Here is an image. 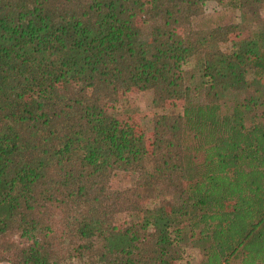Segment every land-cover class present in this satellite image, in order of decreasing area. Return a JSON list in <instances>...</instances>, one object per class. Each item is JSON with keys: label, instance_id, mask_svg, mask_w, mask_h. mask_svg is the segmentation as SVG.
Instances as JSON below:
<instances>
[{"label": "trees", "instance_id": "obj_1", "mask_svg": "<svg viewBox=\"0 0 264 264\" xmlns=\"http://www.w3.org/2000/svg\"><path fill=\"white\" fill-rule=\"evenodd\" d=\"M223 1L238 23L194 28ZM263 9L0 0V262L264 264ZM132 90L179 112L137 130Z\"/></svg>", "mask_w": 264, "mask_h": 264}, {"label": "rangeland", "instance_id": "obj_2", "mask_svg": "<svg viewBox=\"0 0 264 264\" xmlns=\"http://www.w3.org/2000/svg\"><path fill=\"white\" fill-rule=\"evenodd\" d=\"M261 21L254 26V30H264V9L260 12ZM239 22V11L231 6H225V2L219 4L217 2H208L204 7V13L193 21L196 29H210L218 26L235 24ZM253 29L242 33L241 37L249 36ZM240 37V38H241ZM225 45L222 46L224 48ZM186 70L192 69V65L188 64ZM151 92H137L132 90L120 96L119 102L115 105L111 112L119 118L120 121L132 126L135 129L148 128L151 118L155 112L176 113L179 108L173 106H165V108L153 109ZM135 175L128 172L119 173L114 179L113 187L118 190L131 188L134 184ZM199 253L192 249L186 248L182 258L174 264H200ZM0 264H8L0 262Z\"/></svg>", "mask_w": 264, "mask_h": 264}]
</instances>
